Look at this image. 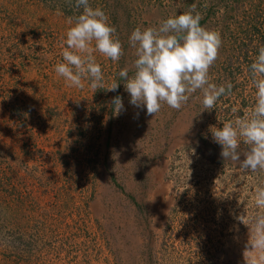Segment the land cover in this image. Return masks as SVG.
<instances>
[{
  "label": "rangeland",
  "instance_id": "1",
  "mask_svg": "<svg viewBox=\"0 0 264 264\" xmlns=\"http://www.w3.org/2000/svg\"><path fill=\"white\" fill-rule=\"evenodd\" d=\"M89 4L124 53L117 62L94 53L104 76L95 90L54 71L68 18L83 11L75 0H0V264H264L250 244L264 218L255 203L264 170L224 160L210 131L255 104L249 70L264 45V0ZM193 5L222 39L210 82L233 88L214 109L197 90L179 110L164 103L150 116L119 76L135 74L129 37ZM244 37L256 52L237 58ZM248 150L241 141V161Z\"/></svg>",
  "mask_w": 264,
  "mask_h": 264
},
{
  "label": "clouds",
  "instance_id": "2",
  "mask_svg": "<svg viewBox=\"0 0 264 264\" xmlns=\"http://www.w3.org/2000/svg\"><path fill=\"white\" fill-rule=\"evenodd\" d=\"M75 7L83 11L75 18H68L71 27L61 42L63 62H58L54 71L69 87L82 89L88 80L93 90L102 88L104 76L94 53L117 62L124 54L123 47L101 8H92L89 0H75ZM200 20L201 15L193 5L190 11L161 22L158 28L133 30L129 45L135 49V74L129 77L127 68L119 72L133 106L146 107L150 116L156 115L164 103L179 110L192 93L200 90L204 109L211 110L222 95L231 93V82L219 86L210 82L209 69L218 58L222 39L219 32L202 27ZM249 75L250 87L256 89L255 104L248 110L249 114L223 122L222 128L211 127L210 131L222 148L220 155L224 160L239 162L241 169L256 172L264 170V45L259 47ZM118 87L119 83L113 82L107 91ZM111 103L119 115L123 110L122 98L116 96ZM241 141L249 149L242 161ZM255 203L257 207H264V187L257 188ZM250 244L252 249L264 252V218L258 221ZM260 260L264 262V255Z\"/></svg>",
  "mask_w": 264,
  "mask_h": 264
},
{
  "label": "trees",
  "instance_id": "3",
  "mask_svg": "<svg viewBox=\"0 0 264 264\" xmlns=\"http://www.w3.org/2000/svg\"><path fill=\"white\" fill-rule=\"evenodd\" d=\"M245 40H246V38L244 37V38H241V40H240V43H241V45H240V43H239V45H238V52L236 53V57L238 58L239 56H240V50H243V56H246L247 55V49L249 48L250 49V51H252V52H256V51H253V50H255V49H253V47L251 46V42L249 41V42H247L246 44H244L245 43ZM253 54V53H252ZM31 211H35L34 210V208L32 207L31 208ZM12 241H13V239H12ZM16 262H18V261H16Z\"/></svg>",
  "mask_w": 264,
  "mask_h": 264
}]
</instances>
